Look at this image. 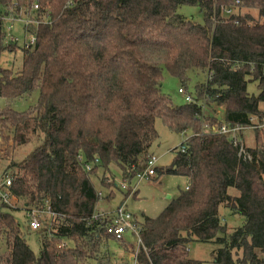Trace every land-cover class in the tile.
Listing matches in <instances>:
<instances>
[{
  "label": "trees",
  "instance_id": "16d2710c",
  "mask_svg": "<svg viewBox=\"0 0 264 264\" xmlns=\"http://www.w3.org/2000/svg\"><path fill=\"white\" fill-rule=\"evenodd\" d=\"M233 1L0 0V8L14 12L29 11L36 2L37 15L48 18L31 28L36 44L22 49L21 68L0 66V98L37 90V106L24 113L9 109L0 122L12 129L15 146L40 137L17 167L12 194L31 209L49 206L59 217L42 235L36 256L12 208L0 199V239L7 250L0 264L97 260L103 230L93 220L100 197L90 176L100 170L105 190L114 187L110 166L132 178L133 167L151 156L158 140L157 119L191 136L186 152L157 168L155 178L181 176L188 189L179 190L157 217L139 222L136 264H202L189 257L193 242L217 245L211 254L216 264H264V132L261 143L258 132L257 145L245 148V159L228 136L201 133L202 119L247 126L264 104V0H239L244 14L223 21L221 8ZM184 6H197L202 24L179 14ZM2 39L0 24V58ZM164 71L182 86L193 73L208 77L194 103L174 105L161 91ZM249 83H256L257 96L248 94ZM199 104L222 108V119ZM229 189L239 195H229ZM221 206L245 220L228 236Z\"/></svg>",
  "mask_w": 264,
  "mask_h": 264
},
{
  "label": "rangeland",
  "instance_id": "374dc122",
  "mask_svg": "<svg viewBox=\"0 0 264 264\" xmlns=\"http://www.w3.org/2000/svg\"><path fill=\"white\" fill-rule=\"evenodd\" d=\"M27 10H19L14 12L13 8H0V24H2V34H3V46L5 47L4 51L1 53L0 66L8 68L15 71H18L21 68L23 62V52L24 43H28L30 28L26 26L29 22L28 19H31L28 14L32 17V13ZM242 11V14H244ZM252 15H256L254 10L249 11ZM178 13L183 15L185 18L192 19L194 22L202 24L203 18L199 12L197 6L188 7L184 6L179 8ZM26 16V17H25ZM4 17V18H3ZM13 20V22L11 21ZM13 24V29L8 30L5 26V23ZM18 41V42H17ZM33 48V47H32ZM163 82L161 84V91L164 95L169 97L174 105H183L185 100L181 94L178 93L179 88H183L188 95L194 97L197 96V90L200 85L204 84L207 80L208 73H193V78L191 82L182 86L178 79H175L169 76L165 71L163 73ZM247 92L249 95L257 96V85L256 83H249L247 85ZM39 93L37 90L22 96L18 99H4L0 98V118L8 113V110L11 109L18 113L32 112L38 103ZM204 103V102H203ZM10 110V111H11ZM260 110L264 112V104L260 105ZM204 112L207 114L215 113V116L218 119H222V108L214 109L213 107L205 108ZM264 118V116H262ZM261 117V118H262ZM251 123L256 124L258 118L250 116ZM0 122V183L6 178H11L17 174V167L21 165L26 159L29 158L34 148L39 144L40 137L33 135L31 142L25 146H15L13 143V132L10 126L4 128L1 126ZM155 130L158 134V140L151 146L149 153L152 154L157 159L158 168H166L169 166L177 153V150L181 143L189 136L191 133L180 134L172 132L166 128L161 119L155 121ZM258 130H245L239 133H235V136L239 138L243 143L244 148H254L257 145L256 133ZM264 132V130L262 131ZM262 132H259L260 143L263 139ZM174 148H176L174 150ZM151 155V156H152ZM113 166H110L108 177L109 182L113 183V188H107L101 186V171L97 170L94 175H91V180L94 185V188L97 191H101L105 198H101L97 202L95 210V216L102 218L100 220V225L102 226L104 222H107L106 217H109L113 210L121 204V202L126 201V209L134 214L140 223L143 222L144 217L155 218L161 211L169 204V202L175 199L179 190L184 188L185 183L187 182L184 177L181 176H172L164 175L160 178H153L151 181H140L138 183L139 193L136 191L131 193L130 191L120 190L115 185L120 180L124 179L120 171L118 173H112ZM115 170V169H114ZM117 173V174H116ZM118 177V178H115ZM120 176V177H119ZM137 184L136 182H134ZM137 187V185H135ZM116 190V192L114 191ZM115 194V195H114ZM228 194L232 196H238V192L235 189H229ZM115 196L113 199H111ZM170 197V199H167ZM111 199V200H110ZM126 199V200H125ZM12 208L14 217L16 221L20 224L22 228L21 232L23 237L26 239L27 245L31 251L37 256L40 252V243L41 237L44 233H47L52 227V217L36 208L31 209L27 206L26 202L23 200H17L13 197L6 204ZM112 210V211H110ZM103 211V212H101ZM100 212V213H99ZM30 214L39 215L40 219V229L37 231H31L26 226L27 216ZM219 216L221 224L226 226V235H230L233 230L237 227H241L245 220L242 216L233 214L225 207L219 208ZM66 241V240H64ZM137 238L131 234H126L121 240L113 239L104 235L100 237V247L98 252L95 254L97 260H89V264H136V245ZM68 245H70L68 243ZM217 249V245L213 243H200L193 242L188 245V250H190L189 257L200 261L202 264H216L213 262L212 252ZM7 250L4 245V241L0 239V256H5ZM241 257V251L236 253L234 259Z\"/></svg>",
  "mask_w": 264,
  "mask_h": 264
},
{
  "label": "built area",
  "instance_id": "2783aa9c",
  "mask_svg": "<svg viewBox=\"0 0 264 264\" xmlns=\"http://www.w3.org/2000/svg\"><path fill=\"white\" fill-rule=\"evenodd\" d=\"M214 3H216V0H214ZM71 5L68 3V7ZM244 9L240 7V1L239 0H234L233 1V6L228 7V8H221L220 11V18L223 21H227V19H230L231 17L234 16H239L243 15L242 11ZM39 11V6L38 3H34L32 7L30 8L29 11H25V14L28 12L32 13V17L28 14V16L31 19H28L27 21L29 22L26 26L30 28L37 29L39 25L45 24L48 22V18L46 17H40L37 15V12ZM26 17V16H25ZM4 18V17H3ZM13 22V20H11ZM11 23H5V26L7 29L10 31L13 29V24ZM3 22H1L2 26ZM1 32H2V27H1ZM3 33V32H2ZM18 42V41H17ZM36 44V36L32 32H30L29 36V41L28 43H24V48L27 50H32ZM33 47V48H32ZM178 93L181 94L185 100L186 103H194V99L192 96L188 95L185 91H183V88L178 89ZM204 111V105L199 104ZM264 115V112H260L259 116ZM259 116H254L257 117L259 120L256 124L251 123V119L249 118V125L247 126H241V125H231L229 123H218L216 122L215 124L211 125L205 122L204 119H202V129L201 133L206 134V135H226L228 136V140L231 143V145L234 148H238V156L242 155L243 159L246 158V153H245V148L243 146L242 141L235 136V133H239L245 130H258L259 132H262L264 130V118L259 117ZM189 136L183 141L184 144L182 146H179L177 153H185L186 148H187V139ZM186 143V144H185ZM176 153V152H175ZM247 159H249V156H247ZM157 159L154 156H149L143 163H139V167L136 169L133 167L134 170V176L132 178H124L117 182L115 185L118 187L120 190L123 191H130L131 193L136 192V183H139L140 181H151V179L156 177V169H157ZM85 171H90L91 170V164H85L83 166ZM12 179L11 178H6L0 183V199L4 204H7L10 199L15 197L10 188L12 186ZM188 189V187H185V190ZM97 195L99 197H102V193L97 192ZM47 214H49L52 217V221L54 219H58L59 217L52 213L49 209V206H46L43 210H41ZM39 215H34L30 214L27 216V222L26 226L29 228L31 231H37L40 229V219ZM100 218L98 215L93 216V220L97 221L100 225ZM107 222H104L103 225H100V228L103 230L104 235L108 237H112L113 239L116 240H121L124 235L126 234H131L132 236H135L137 238V243H140V238H139V221L136 219L132 213H130L126 209V203L125 201L121 203L109 217H106Z\"/></svg>",
  "mask_w": 264,
  "mask_h": 264
},
{
  "label": "crops",
  "instance_id": "0c3cea01",
  "mask_svg": "<svg viewBox=\"0 0 264 264\" xmlns=\"http://www.w3.org/2000/svg\"><path fill=\"white\" fill-rule=\"evenodd\" d=\"M186 134H187V133H186ZM151 155H152V154H151ZM152 156H153V155H152ZM157 168H158V167H157ZM114 169H115V170H114ZM110 172H112V173L117 172L118 174H117V173H116V174H117V175H120V171H119V169H118L116 166L112 167V170H110ZM112 176H113V175H112ZM113 177H115V176H113ZM119 177H120V176H119ZM115 178H118V177H115ZM186 181H187V180H186ZM136 185H137V187H136V188H137L136 191L139 193V190H138V183H137ZM186 185H187V182L185 183L183 189H185ZM114 191L116 192V190H114ZM97 192L102 193L101 191H97ZM114 195H115V194H114ZM114 197H115V196H113L111 199H113ZM102 198H105V196H104L103 193H102ZM111 199H110V200H111ZM167 199H170V197H167ZM125 200H126V199H125ZM123 202H124V199H123V201H122L121 203H123ZM125 202H126V201H125ZM117 207H118V206H117ZM117 207H116V208H117ZM116 208H115V209H116ZM115 209H114V210H115ZM114 210H113V212H114ZM96 211H98V210H95V212H96ZM110 211H112V210H110ZM101 212H103V211H101ZM113 212H112V213H113ZM99 213H100V212H99ZM130 213H131V212H130ZM132 215H133L136 219H138L134 214H132ZM138 221H139V220H138ZM139 222H140V221H139ZM189 253H190V250H189Z\"/></svg>",
  "mask_w": 264,
  "mask_h": 264
}]
</instances>
